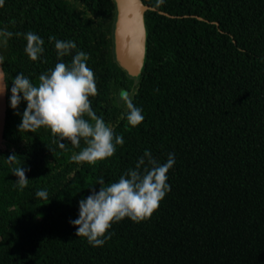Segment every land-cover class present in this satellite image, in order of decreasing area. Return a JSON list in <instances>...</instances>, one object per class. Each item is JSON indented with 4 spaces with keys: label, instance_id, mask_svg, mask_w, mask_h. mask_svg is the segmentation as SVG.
Listing matches in <instances>:
<instances>
[{
    "label": "trees",
    "instance_id": "16d2710c",
    "mask_svg": "<svg viewBox=\"0 0 264 264\" xmlns=\"http://www.w3.org/2000/svg\"><path fill=\"white\" fill-rule=\"evenodd\" d=\"M142 2L154 9L144 12L145 54L134 76L115 58L114 0H5L0 7V28L44 40L37 61L25 53L23 35L0 43L9 79L23 72L37 83L58 61L48 37L71 39L74 51L90 56L93 110L124 139L106 160L75 163L70 157L80 149L69 141L62 149L47 128L19 129L26 102L12 109L6 93L0 264H264V0ZM133 88L144 114L136 127L119 100ZM145 150L161 162L175 156L159 208L141 222L113 223L101 247L76 236L70 220L89 187L101 177L115 182ZM13 152L27 169L23 190L11 173L17 165L6 160ZM41 189L49 201L35 196Z\"/></svg>",
    "mask_w": 264,
    "mask_h": 264
},
{
    "label": "clouds",
    "instance_id": "9594fccd",
    "mask_svg": "<svg viewBox=\"0 0 264 264\" xmlns=\"http://www.w3.org/2000/svg\"><path fill=\"white\" fill-rule=\"evenodd\" d=\"M4 2L0 0V7L4 6ZM10 23L14 24L15 21ZM14 35H23L26 40L24 51L30 60H41L43 38L32 31L13 33L5 27L0 28V43L7 45ZM48 40L55 41L58 61L54 67L38 76L37 83L23 72L9 79V74L3 68L5 58L0 56V96L10 91L9 104L12 109H17L21 100L26 102L19 129L35 132L42 127L47 128L54 137H58L60 148H65V143L61 142L65 140L80 149L71 155V161L95 165L115 154L117 146L124 144L123 136L116 134L91 106L90 97L98 95V88L95 73L87 65L89 54L82 50L74 51L77 44L71 39L59 40L49 36ZM66 56L71 57L70 62L62 59ZM42 62L47 63L46 60ZM135 95V88L119 93V100L126 110L123 118L131 127L144 120L142 108L134 103ZM81 141L84 142L83 147ZM6 160L17 165L11 173L18 177L16 183L23 190L29 183L25 175L27 169L21 166L23 161L18 160L15 152ZM174 164V153H169L166 161L161 162L150 150H145L135 166L127 169L115 182L105 184L102 177L98 178L94 185L99 184V189L96 190L94 185L89 187L90 194L78 202V218L70 220L76 226V236L85 237L93 247H101L111 238L109 229L113 223L124 218L133 222L149 219L170 191L167 173ZM35 196L49 201L46 189L38 190Z\"/></svg>",
    "mask_w": 264,
    "mask_h": 264
},
{
    "label": "water",
    "instance_id": "95a60500",
    "mask_svg": "<svg viewBox=\"0 0 264 264\" xmlns=\"http://www.w3.org/2000/svg\"><path fill=\"white\" fill-rule=\"evenodd\" d=\"M116 17L113 29L115 58L131 75H137L143 64L146 31L144 12L154 7L142 0H114ZM6 115V94L0 96V144L3 139Z\"/></svg>",
    "mask_w": 264,
    "mask_h": 264
}]
</instances>
